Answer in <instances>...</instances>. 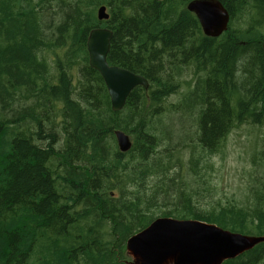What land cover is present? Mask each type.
<instances>
[{
    "label": "trees",
    "instance_id": "16d2710c",
    "mask_svg": "<svg viewBox=\"0 0 264 264\" xmlns=\"http://www.w3.org/2000/svg\"><path fill=\"white\" fill-rule=\"evenodd\" d=\"M190 1L0 0V264H128V239L159 216L264 235V138L231 195L215 197L214 162L200 159L234 128L264 126V0H220L219 37ZM97 27L113 31L109 64L150 84L121 111L89 63ZM196 136L190 160L176 156ZM263 261L264 242L222 264Z\"/></svg>",
    "mask_w": 264,
    "mask_h": 264
},
{
    "label": "water",
    "instance_id": "95a60500",
    "mask_svg": "<svg viewBox=\"0 0 264 264\" xmlns=\"http://www.w3.org/2000/svg\"><path fill=\"white\" fill-rule=\"evenodd\" d=\"M187 9L197 16L208 37H219L229 28L231 14L220 0H191ZM98 18H110L106 5L98 9ZM112 37L109 28H93L87 49L91 67L105 80L113 110L121 111L137 86L148 89L150 84L140 74L109 64ZM115 135L122 152L132 148L129 134L115 130ZM263 242L264 235L233 232L203 220L159 217L128 239L126 252L135 258L134 264H222Z\"/></svg>",
    "mask_w": 264,
    "mask_h": 264
},
{
    "label": "rangeland",
    "instance_id": "374dc122",
    "mask_svg": "<svg viewBox=\"0 0 264 264\" xmlns=\"http://www.w3.org/2000/svg\"><path fill=\"white\" fill-rule=\"evenodd\" d=\"M189 74H184L182 77L184 80H191V85L194 83L193 69L188 70ZM187 71V72H188ZM179 99V95H174L170 98V101H176ZM164 119H167L168 116L164 115ZM179 117V115L173 116ZM185 117L186 116H181ZM184 118V120H185ZM175 119V118H173ZM175 124L173 126L174 131L178 132L174 135L181 134L179 131L180 126L177 122H179V118L175 119ZM189 120V118H187ZM191 126V120H190ZM199 130V129H198ZM264 138V126L262 127H253L250 126H239L234 128L232 132L228 135L227 139L224 142L222 147V152H217L214 155L204 154L200 159L201 160H211L214 162V169L211 172L213 177L214 184L218 187V192L215 197L220 198L224 195L233 194L240 186H244L246 183V177L243 178V172H247V170L251 169L252 163L250 161V156L257 150H260L262 147V143L257 145L256 140H260ZM167 138L162 141V147L160 149L165 148L169 143ZM178 143V142H174ZM198 137H190L186 138L179 144L180 150L177 152L178 157H181L182 160H190L191 157V149L193 145H197ZM190 144V145H188ZM199 153V148H195V155ZM206 201H209L206 199ZM207 207V206H206ZM156 211V209H154ZM157 212V211H156ZM166 217V216H159ZM157 217V218H159ZM174 218V217H173ZM177 219V218H176ZM128 264H134L135 258L128 252L127 253ZM167 264H173L171 262ZM264 264V261L261 263Z\"/></svg>",
    "mask_w": 264,
    "mask_h": 264
}]
</instances>
